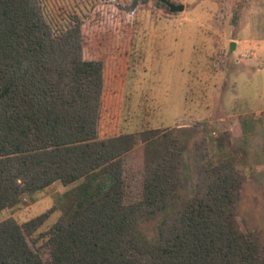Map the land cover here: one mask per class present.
<instances>
[{
  "label": "trees",
  "instance_id": "trees-1",
  "mask_svg": "<svg viewBox=\"0 0 264 264\" xmlns=\"http://www.w3.org/2000/svg\"><path fill=\"white\" fill-rule=\"evenodd\" d=\"M81 26L74 15L53 28L39 0H0V211L72 185L47 230L52 210L0 221V264H264L259 235L237 219L240 154L199 161L198 147L186 194L175 130L99 135L111 63L84 57ZM136 148L139 184L123 160Z\"/></svg>",
  "mask_w": 264,
  "mask_h": 264
},
{
  "label": "rangeland",
  "instance_id": "rangeland-1",
  "mask_svg": "<svg viewBox=\"0 0 264 264\" xmlns=\"http://www.w3.org/2000/svg\"><path fill=\"white\" fill-rule=\"evenodd\" d=\"M39 1L53 28L81 18L85 58L110 60L99 135L175 130L184 141L186 194L198 147L206 154L199 161L217 162L220 149L237 152V219L264 245V0H168L184 5L179 12L160 0ZM123 160L139 184L140 148ZM71 186L56 181L25 196L0 211V221L22 223L52 210L43 232L58 219V198Z\"/></svg>",
  "mask_w": 264,
  "mask_h": 264
},
{
  "label": "water",
  "instance_id": "water-1",
  "mask_svg": "<svg viewBox=\"0 0 264 264\" xmlns=\"http://www.w3.org/2000/svg\"><path fill=\"white\" fill-rule=\"evenodd\" d=\"M162 1L164 4H166L169 8L170 11L172 12H179L182 11L184 9V5L182 3H174V2H170L168 0H160ZM235 47V42L232 41L230 42V50H233Z\"/></svg>",
  "mask_w": 264,
  "mask_h": 264
}]
</instances>
